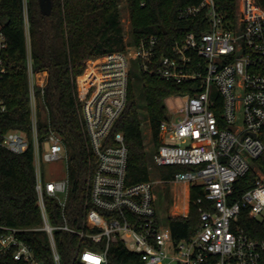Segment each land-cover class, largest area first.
Segmentation results:
<instances>
[{"label": "built area", "instance_id": "obj_1", "mask_svg": "<svg viewBox=\"0 0 264 264\" xmlns=\"http://www.w3.org/2000/svg\"><path fill=\"white\" fill-rule=\"evenodd\" d=\"M263 1L236 0L232 15L222 0L187 3L179 8L178 17L192 19L194 28L182 40L173 39L167 53L159 52L160 36L149 33L123 50L87 59L78 76V96L96 165L86 197L92 207L81 226L70 222L66 210L71 189L67 143L54 128L40 139L39 116L42 110L46 113L44 89L36 90L28 52L31 131H0V147L21 153L32 146L40 222L28 227L0 223V256L10 253L29 264H46L23 237L24 231H40L55 263L62 264L55 231L66 230L79 236L73 258L83 264H108L112 242L139 253L144 264H264V237L252 236L241 222L245 208L248 216L264 219V171L257 168L254 184L235 195L236 182L264 151L260 134L264 127ZM24 5L28 26L27 0ZM4 40L0 31V48ZM135 66L190 84L189 91L179 93L184 98L179 108L183 115L162 119L161 141L154 153L158 165L186 166L168 181L185 184L189 195L193 185L202 191L196 201L200 225L189 237L176 239L170 225L160 223L152 179L127 180L125 134H111L127 103ZM6 70L0 52V76ZM5 109L0 97V115ZM56 161H64L65 172L46 177L44 163ZM49 198L60 206L59 220L51 216Z\"/></svg>", "mask_w": 264, "mask_h": 264}, {"label": "trees", "instance_id": "obj_2", "mask_svg": "<svg viewBox=\"0 0 264 264\" xmlns=\"http://www.w3.org/2000/svg\"><path fill=\"white\" fill-rule=\"evenodd\" d=\"M198 0H125L130 16V37L123 21L122 0H53L50 14L41 10L39 0H27L30 52L38 93L44 89L43 108L39 116V135L44 140L50 128L64 138L70 152L71 189L66 206L68 218L81 226L86 211L88 180L95 168V154L82 116L78 96V76L87 66V59L107 52L123 50L141 36L156 33L160 36V54L168 51L173 39L182 40L194 28V21L178 17L179 8ZM142 2H145L142 5ZM221 2V1H220ZM224 8L235 14L236 0H222ZM264 4V1H263ZM223 7V6H222ZM0 31L5 45L0 48L6 72L0 76V97L6 109L0 115V131L18 128L31 131L29 95L27 23L24 0H0ZM135 66L128 90L127 103L116 120L111 134L123 131L129 147L127 180L138 182L152 179L154 153L160 144L159 127L169 116L166 98L190 90L181 83L150 74ZM40 75H43L40 77ZM147 109V121L152 130L154 153L145 142L141 103ZM261 137L264 140V127ZM252 167L236 182L235 195L254 184L257 168L264 171V151L254 159ZM185 165H159V175L170 179ZM36 176L32 146L21 153L0 147V223L28 227L40 222L37 204ZM201 189L193 185L187 214H169L168 224L176 239L189 237L200 225L197 198ZM54 221L59 220L60 206L49 198ZM103 211V210H102ZM241 222L255 237H264V219L248 216L245 208ZM37 257L46 264H56L43 232L24 231ZM62 264H83L74 260L79 236L70 231L56 230ZM102 244V243H101ZM108 264H144L142 256L121 242H112L108 249ZM0 264H29L12 254L0 256Z\"/></svg>", "mask_w": 264, "mask_h": 264}, {"label": "rangeland", "instance_id": "obj_3", "mask_svg": "<svg viewBox=\"0 0 264 264\" xmlns=\"http://www.w3.org/2000/svg\"><path fill=\"white\" fill-rule=\"evenodd\" d=\"M122 10H123V21L125 28L127 30V37H130V16L129 10L126 6L125 0H122ZM27 46L28 52H30V37L27 26ZM138 68H135L137 70ZM133 71V70H132ZM43 75H40L42 77ZM37 80V77L35 78ZM184 102L183 94H176L166 98V103L169 108V117L172 119H177L179 116L183 115V112L179 111V108ZM44 115V111L42 110ZM141 116L143 118L144 132H145V142L146 147L150 154L154 153V142L152 141V130L147 121V109L144 102L141 103ZM48 145V143H46ZM66 167L64 161L56 162H45L43 165V171L46 177L51 176H61L65 172ZM151 176L154 181V194L155 196V206L158 212L159 220L162 225H168V215L169 214H183V212H189V193L187 186L183 183H177L168 181L160 177L159 175V165L155 162L152 164ZM188 204V209H187ZM186 208V209H183Z\"/></svg>", "mask_w": 264, "mask_h": 264}, {"label": "water", "instance_id": "obj_4", "mask_svg": "<svg viewBox=\"0 0 264 264\" xmlns=\"http://www.w3.org/2000/svg\"><path fill=\"white\" fill-rule=\"evenodd\" d=\"M41 10L46 13L50 14L53 8V0H39Z\"/></svg>", "mask_w": 264, "mask_h": 264}, {"label": "crops", "instance_id": "obj_5", "mask_svg": "<svg viewBox=\"0 0 264 264\" xmlns=\"http://www.w3.org/2000/svg\"><path fill=\"white\" fill-rule=\"evenodd\" d=\"M188 204H189V202H188ZM188 204H187V209H188ZM184 209H186V208H184Z\"/></svg>", "mask_w": 264, "mask_h": 264}]
</instances>
